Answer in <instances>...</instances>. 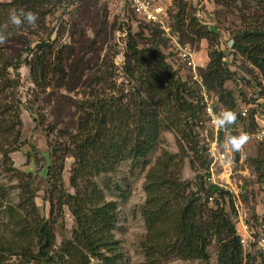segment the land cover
<instances>
[{"label":"trees","instance_id":"16d2710c","mask_svg":"<svg viewBox=\"0 0 264 264\" xmlns=\"http://www.w3.org/2000/svg\"><path fill=\"white\" fill-rule=\"evenodd\" d=\"M62 1L0 2V31L6 33L7 40L20 41L23 34L37 37L33 47L32 43L25 39H22L21 43L24 51L31 52V58L26 64L34 84L41 88L50 84L46 79L50 74L57 72L55 67L59 64L52 62V58H59L55 51L56 39H51L55 30L48 31L44 24L49 13L47 7L55 8ZM241 1L243 24L231 38V52L242 57L264 76V0ZM175 2V11L174 8H167L164 12L172 31L178 34L179 39L180 32L182 38H186V42H200L205 39L209 43V61L200 72L203 84L217 96L220 104L238 114L237 98L232 90L225 87V83L234 76L224 60L226 53L212 49L216 35L205 25H201L196 17H191L189 23L185 24L186 4L182 0ZM233 3L234 0L225 2L224 5L229 6ZM125 4L127 7L125 23L130 25L134 21L142 31L148 32L147 36L143 37L144 44L139 45L135 34L127 27L123 69L127 78L135 82L132 91L129 95L121 92L120 99H117L119 105L113 104L111 99L108 101L104 99L92 101L83 109L76 132L70 136L69 146L63 149L65 156L74 159L70 176V186L74 192L71 194L64 190L61 183L64 169V157L61 156V162H56L58 160L56 159L47 170L49 180L46 193V201L49 204L47 218L39 216L36 205L33 204L36 188L33 177L30 178V173L27 174L29 179L21 183V192L23 197L29 199V203L33 200L30 208L36 215L32 226L26 227L32 218L27 224L23 223L24 226L19 231L22 238L17 237V240L21 241L23 237L33 233L39 243L40 257H49V253L55 248V228L52 225L55 227L58 219L62 217L63 207L66 206L75 225L71 238L61 240L58 249H55L60 262L89 264L88 259L95 258L99 264H119L121 253L118 252L117 244L111 240V232L117 221L116 206L112 201H106L101 188L93 178L101 173L111 172L122 157L134 160L146 156L154 149L160 133L166 131L179 135L180 138H176L175 141L181 154L162 152L147 171L143 185L146 198L141 208L146 227V234L141 242L145 258L142 264H164L171 259L207 262L211 257L209 246L212 245V241L216 243L217 264H246L247 255L240 244L236 227L234 197L229 191L207 180L210 160L204 148L199 146L197 134L192 130L202 117V98L196 88L191 86V77L183 76L181 65L175 67L173 65L175 61L171 62L175 55L162 51V42L167 41V38L159 24L136 14L130 7L129 0H125ZM13 8L36 13L37 27L34 29L26 23L19 28L12 26L9 14ZM39 29H47L46 38L39 36L37 32ZM55 32L56 35L60 33L59 30ZM137 35L139 36V33ZM20 55L21 53H17L18 58ZM11 61H14L15 67L20 63L19 59L13 60L11 55L9 56L4 44L0 45V94L14 85L15 80L9 72V68L13 66ZM60 68L59 72L64 75V69L61 66ZM126 98L129 100L125 104L122 100ZM11 100L13 101V98ZM12 105L16 109L15 105ZM1 115L0 152L8 155V149L11 150L12 147L9 137H12L14 144H19L21 129L17 130L16 127H20L21 122L15 121L14 117ZM239 120L238 114L237 121ZM117 121L123 123L122 128L124 127L126 131L130 129L128 136L127 132L123 137L120 133L115 134ZM130 140L131 144H128ZM182 143H186V146L184 147ZM259 149L257 158L254 159L256 162L254 167L258 172L259 166L264 164V148ZM189 152L195 156L194 162H199V169L203 170L202 174L195 176L197 183L181 178L183 159L190 155ZM260 177H264V169ZM2 188L0 185V207L1 199H4ZM210 197L212 200H209ZM27 205L20 203L18 206H22L26 213L30 214ZM4 212L0 208V214ZM25 219L27 220V217ZM248 224L256 230L257 236H264V213L251 215ZM3 240L1 237L0 264L4 260L5 252L12 251L11 247L14 245ZM251 245L250 249L257 250L261 255L257 257L260 259L262 257L264 261L263 252L252 243ZM26 247L28 246H24ZM30 255L31 253L27 260L30 259ZM252 260L255 261V258Z\"/></svg>","mask_w":264,"mask_h":264},{"label":"rangeland","instance_id":"374dc122","mask_svg":"<svg viewBox=\"0 0 264 264\" xmlns=\"http://www.w3.org/2000/svg\"><path fill=\"white\" fill-rule=\"evenodd\" d=\"M9 1L11 0H0V2ZM162 1L167 8L176 10V0ZM230 1L232 0H182L186 4L184 5L185 24L189 23L191 17H196L201 25H205L216 35L212 49L226 53L224 60L234 74L233 78L225 83V87L234 93L238 108L249 106L247 117L240 121V129L247 123L249 128H253L264 124V76L242 57L231 52V38L243 24L241 20L243 4L241 0H234L233 5H224L225 2ZM47 9L49 13L44 24L48 31L59 30L60 32L56 35L54 31L51 37L56 39L55 51L59 58H52V62H59V64L55 67L57 72L50 74L46 79L50 83L47 87L41 88L34 84L26 64L31 58V52L24 51L21 43V40L25 39L32 43L33 47L37 37L21 34L23 38L20 41L12 39L4 43L9 56L11 55L13 60L19 59L20 63L15 67L14 61H11L13 66L9 68V72L15 81L12 88L3 90L0 94V114L14 117L15 121L21 122V126L16 127L17 130L21 129V135L19 144H14L12 137H9L12 147L11 150L8 149V155L0 152V185L3 187L4 195L0 208L5 211L0 214V234H2L0 238L2 237L4 242L7 240L14 244L11 247L12 251L5 252L2 264H62L55 249H58L61 240L71 238L75 225L71 213L66 206L63 207L62 217L58 219L55 227L52 225L55 228V248L49 253V257H40L39 243L33 233L23 237L21 241L17 240V237L22 238L19 231L24 226L23 223L27 224L32 218L26 227L32 226L36 215V212L30 208L33 200L29 203V199L23 197L21 183L29 179L27 174L30 173L36 188L33 204L36 205L39 216L47 218L49 213V204L46 201L49 187L47 170L56 159H58L56 162H61L62 156L64 169L61 174V183L64 190L71 194L74 192L70 186L74 159L71 156H65L63 149L69 146L70 136L76 132L79 117L90 102L111 99L113 104L119 105L117 99L121 97V92L130 94L135 82L127 78L123 69L127 27L132 34H135L139 45L144 44L143 37L148 34L145 30L142 31L134 21L130 25L125 23L127 9L125 0H63L59 6L55 8L48 6ZM48 31L47 29L37 30L42 38H46ZM179 34L181 41L189 43L194 49L197 55L195 57L199 61L197 66H203L201 57L204 61L207 59L209 61V43L205 39L200 42H186V38H182L180 32ZM162 43L164 53H173L169 51L168 38ZM17 53H21L19 58ZM171 62H174L175 67L179 65L175 59ZM60 66L64 69V75L59 72ZM203 69L199 68L200 72ZM182 74L185 77L188 76L185 69L182 70ZM190 82L191 86L199 91L194 80L191 79ZM128 100L126 98L122 101L126 104ZM116 123L115 134L120 133L123 137L127 132L128 136L130 129L126 131L124 127L122 128L121 121ZM129 128H131L130 125ZM192 130L198 134L197 126H193ZM229 133L226 135L227 142ZM176 138L180 137L173 132H161L154 149L146 156L134 160L122 157L111 172L101 173L93 178L101 188L106 201H112L116 206L117 221L111 232V240L117 244L118 252L121 253L119 264H142L145 261L141 249V242L146 234L141 215V208L146 198L143 189L145 177L162 152L181 154ZM128 144H131V140ZM185 144L182 143L184 147ZM198 144L204 148L200 141ZM246 145L248 144L244 146ZM229 153L230 167L235 172L234 184L245 188L242 195L245 197L243 206L248 216H251L255 206L264 199V177H260L264 164H261L259 172L257 169L256 172L253 168L256 164L245 160L244 157L242 160L239 155L241 151L231 150ZM189 154L183 159L181 178L196 182L195 176L202 174L203 170L199 169L198 161L194 162L195 156L191 152ZM246 165L249 170L244 176L241 169H244ZM249 173L251 177H248ZM236 197L238 199V196ZM258 200L261 201L257 202ZM20 203L28 204L26 208L30 214L26 213L22 206H18ZM17 233L19 235H16ZM24 246L28 247L24 248ZM244 251L247 255L246 264H252V262L264 264L262 257L261 259L257 257V255L261 256L257 250H252V253H248V250ZM209 252L211 257L207 262L171 259L164 264H217L214 241L209 246ZM29 253H31L30 259L27 260ZM253 257L255 261L252 260ZM88 263L99 264L95 258H89Z\"/></svg>","mask_w":264,"mask_h":264},{"label":"built area","instance_id":"2783aa9c","mask_svg":"<svg viewBox=\"0 0 264 264\" xmlns=\"http://www.w3.org/2000/svg\"><path fill=\"white\" fill-rule=\"evenodd\" d=\"M129 5L136 14L159 24L169 39V51L173 52L175 60L181 65V71L185 69L187 75L198 85V92L202 98V117L200 121L198 120L197 138L210 160L207 180L219 188L229 191L233 196H238L239 186L234 184L235 172L230 167L229 151L231 152V148L226 140V135L229 132L230 136L246 134L249 136L248 142L262 143L264 142V124L249 128L247 123L240 129V121L246 118L249 113V106H241L238 111L240 120L226 129L218 130L213 124L215 116L230 109L220 104L217 96L204 86L200 67L197 66L196 53L190 44L181 42L178 34L172 31L165 18L164 12L167 7L160 0H129ZM209 200L212 198L210 197ZM255 231L248 223L242 224V231H238L240 244L244 250H249L252 243L264 254V236H257Z\"/></svg>","mask_w":264,"mask_h":264},{"label":"clouds","instance_id":"9594fccd","mask_svg":"<svg viewBox=\"0 0 264 264\" xmlns=\"http://www.w3.org/2000/svg\"><path fill=\"white\" fill-rule=\"evenodd\" d=\"M37 20V14L32 11H24L22 9L18 10L13 8L9 14L10 24L16 28H19L26 23L35 29L37 27ZM6 40V33L0 31V45L4 44ZM237 115L238 114L232 110H224L215 116L213 124L218 130L226 129L236 123ZM248 140L249 136L246 134L229 136L228 144L233 152H240Z\"/></svg>","mask_w":264,"mask_h":264},{"label":"crops","instance_id":"0c3cea01","mask_svg":"<svg viewBox=\"0 0 264 264\" xmlns=\"http://www.w3.org/2000/svg\"><path fill=\"white\" fill-rule=\"evenodd\" d=\"M202 45L203 44H201V46ZM205 55H207V53ZM201 60L203 62V66L200 67V68H205L207 63H208V59L204 61V59H202V57H201ZM197 62H199V61L197 60ZM204 64H205V66H204ZM246 144H248V145L244 146V148L242 149V151H241V153L239 155H240L242 160H243V157H244L245 160L247 159V161L252 162V160L257 158L258 152L260 150L259 148L260 147L264 148V146H262L264 144V142H262V143L247 142ZM253 164H256L255 160H254ZM247 168L248 167L246 165V167L244 169H241V172L243 173L244 176L246 175L247 171L249 170ZM253 168H254V171H256L254 165H253ZM248 177H251L250 173L248 174ZM238 190H239L238 199H237V197H234L233 200L235 201L234 208H235V210L237 212L236 227H237L238 231H242V224L248 223V219H249L250 216H248V213L246 212V210L244 209V206H243V204L245 203V197L242 196V194H243L245 188L243 186H239ZM259 201H261V200H258L257 202H259ZM263 213H264V199H262V202L258 203L255 206V209L253 210L251 215H262ZM245 215H247V217H245ZM252 250L253 249L248 250V253H252ZM253 255H255V252H253Z\"/></svg>","mask_w":264,"mask_h":264}]
</instances>
